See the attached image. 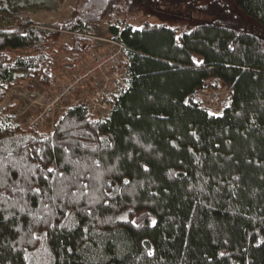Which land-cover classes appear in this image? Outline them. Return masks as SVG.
<instances>
[{
  "label": "trees",
  "instance_id": "trees-1",
  "mask_svg": "<svg viewBox=\"0 0 264 264\" xmlns=\"http://www.w3.org/2000/svg\"><path fill=\"white\" fill-rule=\"evenodd\" d=\"M73 6L46 27L0 5V105L28 79L53 86L60 32L81 63L93 24L123 44L127 86L107 115L75 104L48 132L0 110V264H264V0ZM161 8L200 20H150Z\"/></svg>",
  "mask_w": 264,
  "mask_h": 264
},
{
  "label": "rangeland",
  "instance_id": "rangeland-1",
  "mask_svg": "<svg viewBox=\"0 0 264 264\" xmlns=\"http://www.w3.org/2000/svg\"><path fill=\"white\" fill-rule=\"evenodd\" d=\"M44 1L45 0H0V5L11 9L24 8L23 15L27 21L34 25H43L46 27L52 25L54 22L68 19L74 9L73 5L75 0H58L54 10H35V8L44 4ZM32 9L34 10L31 11ZM152 12L150 20L171 27H177L179 30L185 29V26L189 23L193 24L200 20L182 8L170 12L161 8ZM203 19L204 18H201V20ZM78 34L82 36L85 35V37L92 41V50L85 55H81V63L70 66L67 61L70 60L71 57L62 49L63 43L70 42V33L67 31L60 32L54 45V53L52 54V59L54 61L52 68V80L54 84H52V87L59 84H68L71 79L74 80L84 72H89V69H94L101 61L106 62L108 68L110 67V77L115 78L118 84L123 80L124 83H126L125 68L123 67L124 58H122L123 51L120 49L118 38L109 31L107 25L93 24L89 26L88 33ZM114 64H119V70L117 72H115ZM93 75L94 74L88 75V79L85 80L86 87L84 90L75 91L65 102L71 104L72 101L91 93L95 81L98 80ZM52 87L44 86V84L39 81L38 77L28 79L9 90L7 96L0 105V110L11 106L12 108L8 111L11 120L16 124H26L29 122V119H36L42 114L45 115L42 111L46 109L50 101L48 94H51L47 90H50L49 88ZM210 95L215 97H212L209 101H203L202 97H200L198 101L208 104L206 110L210 113L221 114L223 109L229 104L228 99L224 96V93H208V96ZM50 108L49 113L46 114L47 116L43 127L39 131H51L55 118L62 113V107L53 106ZM48 109L49 108H47V110ZM105 112L106 110L100 107L94 115L96 117H102ZM40 119L39 117L38 120Z\"/></svg>",
  "mask_w": 264,
  "mask_h": 264
},
{
  "label": "built area",
  "instance_id": "built-area-1",
  "mask_svg": "<svg viewBox=\"0 0 264 264\" xmlns=\"http://www.w3.org/2000/svg\"><path fill=\"white\" fill-rule=\"evenodd\" d=\"M119 42L120 49L123 51L124 46L123 44ZM111 55V54H110ZM125 59V56L123 54V57ZM115 72L119 70L118 66L119 64H114ZM87 70V68H86ZM89 72H84L83 74L79 75V77H76L74 80L71 79L68 84L63 85H56L52 88H49L50 90H47L49 93L48 96L50 97V101L48 102V105L46 109H44L42 112H44L45 115H40L41 118L38 120L39 117L36 119H29V122L23 125H28L29 127L40 130L43 127L44 121L46 120V114L49 113L50 107L53 106H59L62 107L61 110H65L67 107L75 105V104H84L87 106V108L92 112L96 113L97 109L102 107V109L106 110L105 115H107L109 108L107 107V102L104 101V99H109L110 101H113V96H116L119 94V90L127 86V82L124 83V80L121 81L120 84L117 83V80L113 77H110V67L108 68V65L106 62L101 61L98 66H96L94 69H89ZM89 74H94L93 76L98 79L95 81L93 90L91 93L86 94L84 97L76 99L72 101V103H66L65 101L67 98L70 97L71 94H73L75 91L78 90H84L86 87L85 80L88 79ZM75 77V76H74ZM54 89V90H52ZM200 97H202L203 101H209L212 97H215L213 95L208 96V94H202ZM199 97V98H200ZM199 105L202 108H207L208 104L206 103H200ZM47 108H49L47 110ZM46 110V111H45ZM102 116V117H103ZM14 123V121H12Z\"/></svg>",
  "mask_w": 264,
  "mask_h": 264
},
{
  "label": "snow or ice",
  "instance_id": "snow-or-ice-1",
  "mask_svg": "<svg viewBox=\"0 0 264 264\" xmlns=\"http://www.w3.org/2000/svg\"><path fill=\"white\" fill-rule=\"evenodd\" d=\"M49 171H52L51 169H49Z\"/></svg>",
  "mask_w": 264,
  "mask_h": 264
},
{
  "label": "bare ground",
  "instance_id": "bare-ground-1",
  "mask_svg": "<svg viewBox=\"0 0 264 264\" xmlns=\"http://www.w3.org/2000/svg\"><path fill=\"white\" fill-rule=\"evenodd\" d=\"M127 58V57H126Z\"/></svg>",
  "mask_w": 264,
  "mask_h": 264
}]
</instances>
